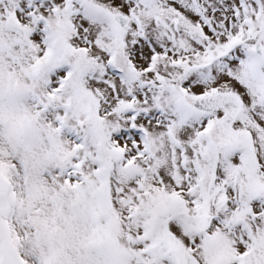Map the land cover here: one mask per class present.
<instances>
[{"label": "snow or ice", "instance_id": "snow-or-ice-1", "mask_svg": "<svg viewBox=\"0 0 264 264\" xmlns=\"http://www.w3.org/2000/svg\"><path fill=\"white\" fill-rule=\"evenodd\" d=\"M0 264H264V0H0Z\"/></svg>", "mask_w": 264, "mask_h": 264}]
</instances>
